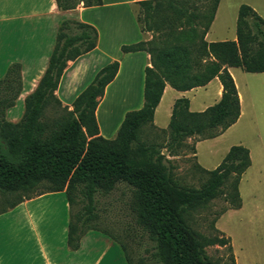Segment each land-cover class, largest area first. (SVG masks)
Returning a JSON list of instances; mask_svg holds the SVG:
<instances>
[{
    "label": "trees",
    "instance_id": "1",
    "mask_svg": "<svg viewBox=\"0 0 264 264\" xmlns=\"http://www.w3.org/2000/svg\"><path fill=\"white\" fill-rule=\"evenodd\" d=\"M54 1L61 11L74 9L79 3L83 7L100 5V0ZM135 1L146 18L156 20L152 31L162 32L169 41L161 50L146 48L142 42L120 48L122 53L145 51L150 65L144 69L142 107L125 113L112 139L98 135L94 111L116 74L117 62L97 71L70 110L54 95L66 63L95 47L92 26L73 20L58 25L46 68L34 90L23 99V112L16 123L8 122L5 112L20 93V66L9 65L0 78V199L15 197L5 202L0 214L35 196L63 192L69 206L66 245L75 251L86 231L97 230L85 229V223L95 219V196L106 195L122 183L131 188L129 208L136 225L153 244L154 264H218L205 255L209 246H225L229 253L226 264H234L228 238L215 229L214 236L200 235L190 228L188 217L217 198H224L226 209L239 208L237 184L249 166L248 151L231 146L211 171L195 164L205 175L197 188L179 185L163 164L161 152L168 156L185 151L193 154L187 139L214 138L236 122L239 101L227 68L264 72V21L251 8L240 5L235 40L206 43L203 37L219 0H202V6L201 0ZM214 77L221 86L217 103L202 112H190L188 101L177 99L166 129L152 126V114L165 84L186 91ZM47 109H52L54 116H47ZM144 130L147 134L158 132L162 141L142 140ZM75 200L83 206L72 220L70 206ZM118 244L124 261L131 264L123 245Z\"/></svg>",
    "mask_w": 264,
    "mask_h": 264
},
{
    "label": "crops",
    "instance_id": "2",
    "mask_svg": "<svg viewBox=\"0 0 264 264\" xmlns=\"http://www.w3.org/2000/svg\"><path fill=\"white\" fill-rule=\"evenodd\" d=\"M200 3L202 6V0ZM240 5L248 6L264 21V0H219L203 37L206 43L235 40ZM138 6L135 0H100L98 6L83 7L80 3L74 9L61 11L54 0H0V78L9 65L18 64L21 82L20 93L5 112V119L12 123L20 119L23 99L34 90L46 68L58 25L73 20L95 29L96 44L89 52L66 63L54 95L62 107L70 110L75 97L91 83L97 71L117 62L116 74L105 86L94 111L98 135L112 139L125 113L140 109L143 103L144 69L150 65L149 55L145 51H120L122 46L147 40L136 19ZM237 70L246 73L239 68H227L239 101L236 122L214 138L186 140V144L193 146L195 164L204 171L215 169L231 146H242L248 151L247 170L251 165L250 149H263L259 126H264V72L247 73L251 76L244 78ZM220 96L221 86L216 77L186 91L165 84L152 114V126L156 130L166 129L177 99L188 101V111L202 112L217 103ZM225 136L233 138V142L207 168L216 145ZM200 148L208 152L201 160ZM240 207L241 201L239 208L224 212ZM68 218L69 206L63 192L35 196L0 214V264H126L122 251V255H115V241L105 235L98 237L95 230L82 235L77 250L68 249Z\"/></svg>",
    "mask_w": 264,
    "mask_h": 264
},
{
    "label": "rangeland",
    "instance_id": "3",
    "mask_svg": "<svg viewBox=\"0 0 264 264\" xmlns=\"http://www.w3.org/2000/svg\"><path fill=\"white\" fill-rule=\"evenodd\" d=\"M74 1L78 0H69L70 3ZM136 19L140 31L147 39L142 41L146 48L161 50L164 44H168L169 39H166L162 32L152 31L157 23L156 20L146 18L139 6L136 11ZM148 27L151 30H148ZM237 71L244 78L251 76L240 70ZM246 102L247 100H245ZM45 114L51 117L54 116V111L47 109ZM259 127L264 138V126ZM146 131H142V140L147 142L154 140L156 143L162 141L163 136L158 132L150 130L147 134ZM223 139V142L216 145L215 153L212 154L214 158L209 165H206L207 168H211L213 163L221 158L226 145L233 142V138H228V136ZM245 142L249 144V141ZM250 150L251 165L242 174L238 184L240 209L228 210L218 219L221 212L228 208V203L224 201V198H217L204 207L191 212L188 217L190 228L200 235L211 237L216 235L215 230H217L228 238L234 264H264V142L263 149L254 150L251 148ZM207 153L205 148H200L199 159L201 160ZM161 154L165 157L163 164L179 185L197 188L204 181L205 175L195 168L191 151H185L183 155L179 156H168L164 150ZM41 189L42 186L37 191L40 192ZM14 198V196H9L6 200L0 199V208H5V202L14 200ZM130 198L131 188L122 183L116 184L114 189L106 195H96L93 211L95 219L87 221L85 229H97L99 231L95 230V232L97 231L98 237L107 236V239H113L116 245L115 255L116 253L122 255L118 243L122 244L131 264H154L151 258L153 244L136 225L134 215L129 208ZM82 206L83 202L79 200H75L74 204L70 206L72 220H74V214L81 210ZM204 251L207 258L213 262L218 264L228 262L229 253L225 246H209Z\"/></svg>",
    "mask_w": 264,
    "mask_h": 264
}]
</instances>
